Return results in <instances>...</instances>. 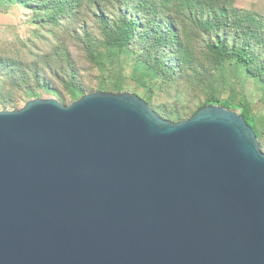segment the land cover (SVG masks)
<instances>
[{"label": "water", "instance_id": "95a60500", "mask_svg": "<svg viewBox=\"0 0 264 264\" xmlns=\"http://www.w3.org/2000/svg\"><path fill=\"white\" fill-rule=\"evenodd\" d=\"M0 264H264V153L235 111L129 92L0 112Z\"/></svg>", "mask_w": 264, "mask_h": 264}, {"label": "trees", "instance_id": "16d2710c", "mask_svg": "<svg viewBox=\"0 0 264 264\" xmlns=\"http://www.w3.org/2000/svg\"><path fill=\"white\" fill-rule=\"evenodd\" d=\"M231 1L0 0V3L24 4L40 23L57 27L65 24L64 42L52 47L50 56L44 57V64L48 75L74 100L97 92L123 93L122 70L115 74L110 68L114 61L120 65L124 56L130 61L131 79L142 93L138 97L158 117L180 122L206 106H220L244 119L264 152V115L255 113L242 94L236 101L221 99L214 85V74L232 62L241 67L247 79L259 85L258 102L264 106V20L232 9ZM68 44L99 72L94 87H87L80 80ZM50 58L54 59L56 69L49 68V62H53ZM38 62L34 59L23 67L0 56V78L6 79V84L0 87L1 108L15 104L5 92L10 86L24 85L28 89L25 95H31V80L51 90L57 101L63 100L44 81ZM185 90L191 98L203 96L193 113L186 115L185 109L160 100L169 96L175 99Z\"/></svg>", "mask_w": 264, "mask_h": 264}, {"label": "rangeland", "instance_id": "374dc122", "mask_svg": "<svg viewBox=\"0 0 264 264\" xmlns=\"http://www.w3.org/2000/svg\"><path fill=\"white\" fill-rule=\"evenodd\" d=\"M229 6L232 9L246 11L261 17L264 20V0H232ZM62 23V22H61ZM64 25L61 27L52 26L47 23H40L39 19L34 13L24 4L15 3L7 5L6 3H0V56L8 59L9 61H16L23 67L28 66L34 62V59L40 60L38 62V69L41 71V76L44 77V81H47L50 88L53 87L57 93L63 97L61 104L70 105L72 102L77 101L67 94V92L51 77L48 75L45 68L44 57L50 56L52 47L57 42H64ZM69 41H67L68 43ZM72 44H68L70 58L73 59L75 64L79 68L80 80L87 87H94L98 83L99 72L96 68L89 65L82 54L75 51V47ZM53 62H49V68L56 69L54 59L50 58ZM37 61V60H35ZM120 65L113 62V67L110 70L117 74L118 70H122L124 77V92H129L142 97L135 83L130 76L129 58L121 57ZM107 76V74H105ZM40 76V77H41ZM107 82L110 80L107 79ZM6 84L5 78H0V87ZM29 89L32 91L31 95H25V91L28 90L25 86L16 88L10 86L5 92L15 100L14 106L7 105L5 108H1V111H14L22 108L28 101L33 99H55V94L51 90L43 89L37 86L36 81H29ZM214 85L216 87L217 94L221 99H237L240 95H244L246 100L249 101L253 111L257 114L264 115V106L259 104L260 88L259 85L254 83L251 79H247L240 66L234 63H226L223 68L218 70L214 74ZM160 97V96H158ZM157 97V99H159ZM4 99H7L5 97ZM156 99V100H157ZM164 103H171L172 105L185 109L186 115L193 113L196 106L202 102L203 96L198 95L197 98H191L188 96V91L179 93L178 97H165L160 99ZM59 102V101H58ZM15 108V109H13ZM264 153V152H263Z\"/></svg>", "mask_w": 264, "mask_h": 264}]
</instances>
